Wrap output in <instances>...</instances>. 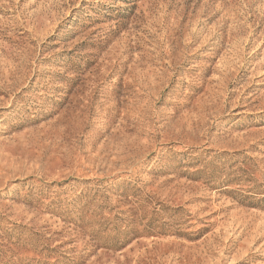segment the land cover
Wrapping results in <instances>:
<instances>
[{"label": "rangeland", "instance_id": "obj_1", "mask_svg": "<svg viewBox=\"0 0 264 264\" xmlns=\"http://www.w3.org/2000/svg\"><path fill=\"white\" fill-rule=\"evenodd\" d=\"M0 264H264V0H0Z\"/></svg>", "mask_w": 264, "mask_h": 264}]
</instances>
